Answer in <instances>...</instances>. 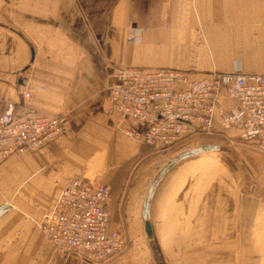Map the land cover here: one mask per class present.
I'll return each instance as SVG.
<instances>
[{
	"label": "crops",
	"instance_id": "crops-1",
	"mask_svg": "<svg viewBox=\"0 0 264 264\" xmlns=\"http://www.w3.org/2000/svg\"><path fill=\"white\" fill-rule=\"evenodd\" d=\"M116 65L263 73L264 0H0V113L14 103L67 118L0 162V264H93L58 256L39 225L73 174L128 189L120 210L108 205L131 243L99 264H264V153L217 121L247 147L161 148L127 133L108 94Z\"/></svg>",
	"mask_w": 264,
	"mask_h": 264
},
{
	"label": "built area",
	"instance_id": "built-area-1",
	"mask_svg": "<svg viewBox=\"0 0 264 264\" xmlns=\"http://www.w3.org/2000/svg\"><path fill=\"white\" fill-rule=\"evenodd\" d=\"M112 77L108 94L113 108L134 123L127 133L142 141L167 148L190 133L210 131L218 121L264 153V72L209 70L195 75L169 66L116 65ZM221 90L232 105L220 104ZM66 127L63 113L8 103L0 113V162L16 151L41 147ZM110 195L108 183L81 174L65 179L39 224L58 256L76 255L99 264L126 249L125 233L111 226Z\"/></svg>",
	"mask_w": 264,
	"mask_h": 264
},
{
	"label": "rangeland",
	"instance_id": "rangeland-1",
	"mask_svg": "<svg viewBox=\"0 0 264 264\" xmlns=\"http://www.w3.org/2000/svg\"><path fill=\"white\" fill-rule=\"evenodd\" d=\"M219 101L220 103H222V105L224 107H228L229 104V100L226 99V97H224L223 99L221 98V95L219 96ZM18 106V105H17ZM224 128H218V129H214L213 128L210 130V131H196V132H193V133H190L188 134L187 136L183 137L182 139H180L178 142H176L175 144L171 145L170 147H167V148H175L176 145L179 146V142L180 143H184L186 142L187 140H190L194 137H197V138H202V139H205V140H211L210 142H216L217 140H220V142H217L218 143V148L219 149H216V150H220V151H223V152H228V151H231L232 149H234L235 147H238V146H241V147H247L246 145H244V143L240 140H234L233 142L232 141H224L226 140V135L221 132ZM212 140H215V141H212ZM182 141V142H181ZM207 142V141H206ZM209 142V143H210ZM175 146V147H174ZM163 148V147H161ZM260 152V151H259ZM128 189H111V195L112 197L114 198L115 200V203H116V206H117V209L120 210L121 206H123L124 204V201L127 197V191ZM111 195H110V200H111ZM119 213V211H118ZM118 213H115L113 214V218L111 216V219L112 221H115V222H118L119 221V217L120 215ZM118 220V221H117ZM118 225V224H117ZM114 227V226H113ZM118 228H120V226H116ZM122 230V228H120ZM123 231V230H122ZM124 232V231H123ZM125 233V232H124ZM125 236L128 240V244H127V247L126 249L121 253L123 254L129 247L130 243H131V239L128 235H126L125 233ZM119 254V255H121ZM112 260V259H111Z\"/></svg>",
	"mask_w": 264,
	"mask_h": 264
},
{
	"label": "bare ground",
	"instance_id": "bare-ground-1",
	"mask_svg": "<svg viewBox=\"0 0 264 264\" xmlns=\"http://www.w3.org/2000/svg\"><path fill=\"white\" fill-rule=\"evenodd\" d=\"M222 92H224L225 94H226V92L224 91V90H221L220 91V94L222 93ZM220 94H219V96H220ZM222 105V104H221ZM223 106V105H222ZM218 116V115H217ZM218 122V121H217ZM222 126V125H221Z\"/></svg>",
	"mask_w": 264,
	"mask_h": 264
},
{
	"label": "trees",
	"instance_id": "trees-1",
	"mask_svg": "<svg viewBox=\"0 0 264 264\" xmlns=\"http://www.w3.org/2000/svg\"><path fill=\"white\" fill-rule=\"evenodd\" d=\"M182 142V141H181ZM180 143V142H179Z\"/></svg>",
	"mask_w": 264,
	"mask_h": 264
}]
</instances>
